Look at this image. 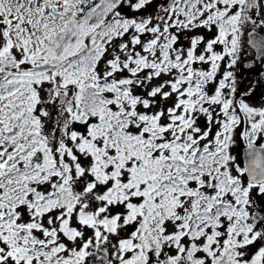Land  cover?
<instances>
[{
	"label": "snow or ice",
	"instance_id": "6c2138e0",
	"mask_svg": "<svg viewBox=\"0 0 264 264\" xmlns=\"http://www.w3.org/2000/svg\"><path fill=\"white\" fill-rule=\"evenodd\" d=\"M0 264H264V0H0Z\"/></svg>",
	"mask_w": 264,
	"mask_h": 264
},
{
	"label": "rangeland",
	"instance_id": "374dc122",
	"mask_svg": "<svg viewBox=\"0 0 264 264\" xmlns=\"http://www.w3.org/2000/svg\"><path fill=\"white\" fill-rule=\"evenodd\" d=\"M249 79H252V77H249Z\"/></svg>",
	"mask_w": 264,
	"mask_h": 264
}]
</instances>
